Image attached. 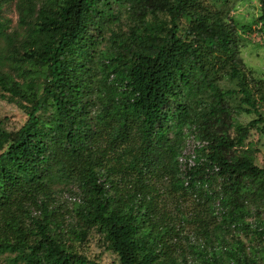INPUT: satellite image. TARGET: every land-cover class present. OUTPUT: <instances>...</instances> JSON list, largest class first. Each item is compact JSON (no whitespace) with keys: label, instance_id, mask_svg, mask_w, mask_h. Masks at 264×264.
<instances>
[{"label":"trees","instance_id":"1","mask_svg":"<svg viewBox=\"0 0 264 264\" xmlns=\"http://www.w3.org/2000/svg\"><path fill=\"white\" fill-rule=\"evenodd\" d=\"M10 3L19 34L1 18ZM113 4L128 14L124 30L114 29ZM206 12L200 0H0V100L26 115L14 132L0 122V255L8 264H97L67 244L91 230L119 264H186L146 190L155 164L173 192L212 203L222 237L217 248H193L202 264H264V163L255 164L260 148L250 140L256 132L264 150V118L242 83L236 91L217 85L215 61L232 81L243 65L231 29ZM234 95L257 118L240 123L226 101ZM117 175H133L125 195L114 188ZM70 184L80 199L66 223L54 192ZM241 231L262 252L245 246Z\"/></svg>","mask_w":264,"mask_h":264},{"label":"rangeland","instance_id":"2","mask_svg":"<svg viewBox=\"0 0 264 264\" xmlns=\"http://www.w3.org/2000/svg\"><path fill=\"white\" fill-rule=\"evenodd\" d=\"M200 2L207 14H216L231 29L236 45V56L243 65L240 69V80L232 81L226 75L229 67L215 61L213 74L217 85L223 91H236L240 88L238 83H242L249 99L254 104L255 111L264 118V31L258 20L260 16L258 0H200ZM113 7L115 16L119 18L118 27H114L115 31L119 28L126 29L129 24L128 14L116 4H113ZM1 18L7 22L8 33L16 32L19 34L22 32L18 25V13L14 3L3 6ZM181 26L187 28L188 23L183 21ZM107 37L108 35H106ZM103 46L104 42L99 46V49L104 48ZM0 52L6 54L5 43L2 39H0ZM239 98L238 95H234L226 98V101L234 110V117L245 125L257 118V114H247L240 111V108L248 109L249 106L240 104ZM25 121L26 115L22 110L13 104L0 100V122L7 131H16ZM250 140L258 142L260 153L255 156V164L258 167H263L264 150L261 146L263 138L252 131ZM189 153L190 148L188 147L185 154L188 155ZM151 171L153 172L148 179L149 184L146 190H149V197L154 200L158 218L162 217L174 228V233L168 236L169 241L173 243V254L177 256L178 260H183L186 264H202V260L194 254L193 248L204 244L208 248H217L219 243L217 239L222 237L221 230L215 227L218 219L215 218V214H211L212 210H208L212 203L201 201L198 204L189 194L183 195L181 192H173L170 189V179L165 172L161 171V165L151 166ZM132 176L124 175L122 181H119L120 175L114 177L119 181L114 185L118 193L126 194L133 182ZM79 199L77 188L72 184L59 186L54 192V204L64 212L66 223L74 222L72 216L69 215H72L73 204L77 203ZM33 215L35 214L33 213ZM246 220L253 222L251 217ZM237 236L245 246L262 252V244L258 240H249L248 232L241 231ZM206 237L210 241L206 242ZM226 240L232 243L230 236ZM67 244L97 264H119L118 257L107 249L102 237L93 230L89 231L83 242L77 243L68 240ZM8 256L9 254L0 255V264H8L6 259Z\"/></svg>","mask_w":264,"mask_h":264}]
</instances>
